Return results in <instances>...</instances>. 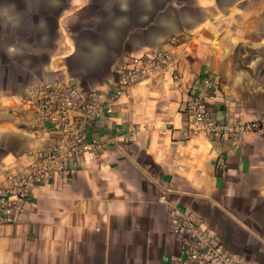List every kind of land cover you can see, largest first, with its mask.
<instances>
[{"label":"crops","instance_id":"obj_1","mask_svg":"<svg viewBox=\"0 0 264 264\" xmlns=\"http://www.w3.org/2000/svg\"><path fill=\"white\" fill-rule=\"evenodd\" d=\"M31 1L56 17L45 81L75 84L85 99L96 88L113 111L86 127L105 144L100 155L77 157L74 173L35 186L17 222H0V264H166L180 248L162 197L194 209L230 253L264 264V128L237 138L184 136L187 102L208 78L213 120L262 115L264 0ZM0 18L9 32L27 19L7 11ZM156 46L170 49L176 65L116 96L115 61ZM23 49L6 43L3 51ZM78 62L95 70L81 78ZM18 97L0 89V175L9 161L56 141Z\"/></svg>","mask_w":264,"mask_h":264},{"label":"built area","instance_id":"obj_2","mask_svg":"<svg viewBox=\"0 0 264 264\" xmlns=\"http://www.w3.org/2000/svg\"><path fill=\"white\" fill-rule=\"evenodd\" d=\"M175 63L176 57L170 49L147 47L139 55L118 65L115 77L122 89L115 95L122 94L141 80L172 68ZM205 82L202 88L191 93L187 102L186 111L190 114V121L184 129L186 138L201 132L218 138H237L243 133L263 130L264 110L255 120H246L243 116L228 118L224 122L213 120L207 111L209 88L213 82L210 78ZM82 92L75 84L42 82L18 97L24 108L32 107L35 110L36 127L53 132L56 141L45 147L30 149L24 162L11 160L2 168L1 223H15L24 215L26 200L35 186L49 178L74 173L79 164L77 157L86 153L98 156L104 151L105 144L99 139L90 138L86 127L91 118L104 112L111 113L113 104L101 102L96 88L90 91L87 99L83 98ZM162 200L169 203L170 230L180 248L178 255L164 256L166 264H250L230 253L198 218L194 209L172 203L164 197Z\"/></svg>","mask_w":264,"mask_h":264},{"label":"rangeland","instance_id":"obj_3","mask_svg":"<svg viewBox=\"0 0 264 264\" xmlns=\"http://www.w3.org/2000/svg\"><path fill=\"white\" fill-rule=\"evenodd\" d=\"M61 4L58 10L63 5ZM39 8L40 3L37 1L0 0V17L2 11H7L16 14L24 13L27 18L18 29L11 32L8 31V28H4L0 21V89H5L7 97H11L13 94L19 97L27 94L31 88L39 85V83L48 82L44 79L45 75L53 73L52 68L48 67V62L52 56V49H54L55 37L57 36L55 33L56 17L54 12L49 11L48 6L42 8V12ZM63 29L69 38L73 35L72 28L71 31L68 26ZM78 34L83 35L84 33L79 32ZM6 43L22 46L24 49L19 54L11 55L3 51ZM123 61L119 59L115 61L114 73ZM73 64L77 66L73 72L81 75V78L86 79L95 70L90 64L86 65L79 62ZM70 74L73 75L71 71ZM29 79L30 82H28ZM93 79L95 80V78ZM18 84L21 85L22 89L15 93ZM254 255L256 259L260 258L256 253ZM261 259L264 261L263 257Z\"/></svg>","mask_w":264,"mask_h":264}]
</instances>
